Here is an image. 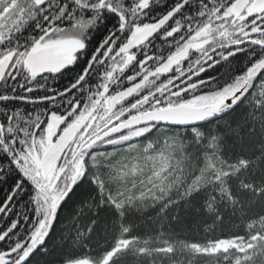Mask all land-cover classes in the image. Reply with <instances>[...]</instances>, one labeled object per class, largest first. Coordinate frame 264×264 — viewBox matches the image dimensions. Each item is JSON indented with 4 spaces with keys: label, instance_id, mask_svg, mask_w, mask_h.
<instances>
[{
    "label": "snow or ice",
    "instance_id": "obj_1",
    "mask_svg": "<svg viewBox=\"0 0 264 264\" xmlns=\"http://www.w3.org/2000/svg\"><path fill=\"white\" fill-rule=\"evenodd\" d=\"M0 264H264V0H0Z\"/></svg>",
    "mask_w": 264,
    "mask_h": 264
},
{
    "label": "trees",
    "instance_id": "obj_2",
    "mask_svg": "<svg viewBox=\"0 0 264 264\" xmlns=\"http://www.w3.org/2000/svg\"><path fill=\"white\" fill-rule=\"evenodd\" d=\"M225 230H227V229H225Z\"/></svg>",
    "mask_w": 264,
    "mask_h": 264
}]
</instances>
